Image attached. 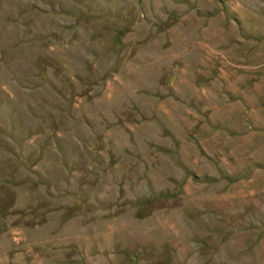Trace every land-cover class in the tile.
Returning a JSON list of instances; mask_svg holds the SVG:
<instances>
[{
    "label": "rangeland",
    "instance_id": "obj_1",
    "mask_svg": "<svg viewBox=\"0 0 264 264\" xmlns=\"http://www.w3.org/2000/svg\"><path fill=\"white\" fill-rule=\"evenodd\" d=\"M0 264H264V0H0Z\"/></svg>",
    "mask_w": 264,
    "mask_h": 264
}]
</instances>
